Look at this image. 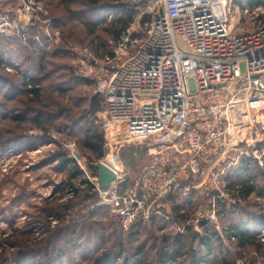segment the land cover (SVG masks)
I'll use <instances>...</instances> for the list:
<instances>
[{
    "label": "built area",
    "instance_id": "2783aa9c",
    "mask_svg": "<svg viewBox=\"0 0 264 264\" xmlns=\"http://www.w3.org/2000/svg\"><path fill=\"white\" fill-rule=\"evenodd\" d=\"M231 2L155 0L152 4L161 9L143 33L128 27L101 55L87 44L70 47L76 74L103 98V130L115 135L119 145L153 143L177 151L183 147L187 153L177 168L156 166L140 193L125 188V178L100 162L115 177L101 188L95 174L91 189L119 217L123 229L144 211L147 217L157 214L150 206L180 182L195 178L209 158L224 162L213 176V201L226 197L218 174L245 161L264 166L263 11L241 2L248 24L234 32ZM1 37L45 49L60 41L42 0H0ZM255 237L264 245V229ZM253 264H264V257Z\"/></svg>",
    "mask_w": 264,
    "mask_h": 264
},
{
    "label": "rangeland",
    "instance_id": "374dc122",
    "mask_svg": "<svg viewBox=\"0 0 264 264\" xmlns=\"http://www.w3.org/2000/svg\"><path fill=\"white\" fill-rule=\"evenodd\" d=\"M44 1L48 4L49 16L59 33L60 41L56 46L40 50L43 51L42 58L34 54V57L28 58L24 65L27 67L31 65L32 70L34 65L43 64L45 73L49 76L45 80V86L49 90H55L56 85L52 84L53 82L57 83L60 81L59 78L64 79L65 84L62 86L67 88L61 96L62 104L65 105V109H71L72 112L64 110L62 113L48 115L51 121L47 120L46 125L51 128L49 131L51 142L44 137H42L45 139L43 143L34 140L33 142H37L35 149L27 147L23 139L9 148L0 146V242L4 246V249H0V264H95V260H100L103 254L119 252L120 246L122 251L119 257L114 255L115 257L111 258L113 264H134L132 255L136 247L140 245L144 246L143 254L147 264H192L187 254L189 250L184 256L167 261L160 260L157 251L164 247L161 241L162 235L171 237L180 233L182 235L187 228L190 229L189 233L199 235L202 234L203 227H206L208 231H215L219 240L211 244L206 261H212L213 264L239 261L253 264L254 258L264 257L263 244L260 247L249 245L239 248L234 239H230L226 234L227 227L237 221L247 222L249 229H252L251 224L256 223L258 229L255 233L264 229L262 225L264 219L262 221L258 218L264 213V199L256 193L241 199L236 194L225 192L222 188L224 174H218L217 181L220 182V188L226 197L213 201L211 195L216 189L213 176L224 164V162H214V158L204 161L199 174L189 180V189L192 188L193 192L190 202L186 205L182 204L183 211L190 208L192 214L184 222L180 223L174 219L171 203L165 200L167 193L160 201L150 206L149 211L154 209L157 214L147 217V211L140 213L128 229L121 227L119 217L107 205L100 200H94L91 196L93 194L88 191V185H92V177L97 174L94 168L100 162L112 167L125 178V188L140 193V188L147 184L146 179L153 174L156 166L177 168L187 158V153L180 150L183 147H178L177 151L174 148H166L163 145L161 147L153 143L149 145L137 143L131 144L129 148H123L119 145L120 142L115 140V135L103 130V156L98 160L94 159L90 150L81 143L84 137L80 128L85 125L83 121L86 123L89 120H94L93 124L98 126L102 117V108L94 113V116L92 115L94 119H89L91 116L88 114L84 117L79 116V110L89 105L90 98L94 94L93 87L91 83H77L71 77L69 69L72 64L70 47L85 45L88 43V38L85 36L84 29L74 25V22L71 26L56 25L54 19L58 10L54 4L57 0ZM97 1L108 3L106 0ZM116 2L140 5L129 25L130 30L135 29L139 33L144 30L146 24L145 22L142 25L141 19L145 15L151 19L153 14L161 9L159 3L152 4L155 0H118ZM241 2L247 4L249 2V5L253 6L252 10L260 7L258 11H263L261 18H264V0H240V2L232 0L230 25L234 32L240 31L241 25L248 24L247 16L242 12ZM80 5H82L80 0H74L71 6L80 9ZM106 16L105 18L109 20ZM64 35H66L65 39ZM97 36L99 38H95V43H99L103 48L110 50L115 44V41L103 32L98 31ZM8 39L12 38H0L2 40L0 45L4 47L1 50V56L4 59L14 57V63L17 62L19 65V61L25 60L27 52L21 56L17 53L15 55V48L11 42L6 41ZM14 45L19 49L18 44ZM55 48L58 49L54 50ZM13 67L14 64L9 65L7 70L12 71ZM43 93L47 99L57 95L55 92L50 94V91H43ZM0 101H3V98H0ZM0 109L2 113L0 140L9 143L14 134V129L12 130L14 122L7 119L6 107L0 106ZM43 116L47 117V115ZM73 121H77L79 126L77 128L79 132L77 131L76 134L70 131ZM24 125L27 129L22 131L23 134L42 133L38 129L31 128L33 125L31 121H27ZM107 139L110 142L109 145ZM67 143H73V149L66 148ZM62 151H65L67 157L73 161L70 169L62 168L61 162L54 160L57 156L53 157V154L58 155ZM228 155L229 153L227 157ZM73 165L76 166L75 172ZM258 181L256 189H263L264 178ZM189 189L187 191L179 189L178 195L181 198H187ZM157 210L159 211L156 212ZM55 215H60L59 219ZM189 233L188 236H190ZM5 237L9 239L4 240ZM171 241L170 239L168 242V249L173 247ZM185 241L189 242L188 239ZM190 247L186 246L185 249L201 252L202 255L205 253L204 249V251L200 250L202 247L197 243V239ZM61 250L66 252L65 256L57 257L58 251Z\"/></svg>",
    "mask_w": 264,
    "mask_h": 264
},
{
    "label": "trees",
    "instance_id": "16d2710c",
    "mask_svg": "<svg viewBox=\"0 0 264 264\" xmlns=\"http://www.w3.org/2000/svg\"><path fill=\"white\" fill-rule=\"evenodd\" d=\"M43 1L44 0H42V2ZM80 1L82 2V5H80V9H76V7L73 8L71 6L72 3H74V0H57L54 4V7L56 6L58 10L54 19L55 24H60L61 26L66 24L71 26L73 25L72 22H74V25L82 27L84 29L85 36H87L86 38H88V43L85 44L89 45L94 51L97 52L98 55H101L104 52H108L109 49H106V47L103 48L97 42L95 43V38H99V36H97V32H103L110 39L116 41L121 35V33L129 27L134 15L136 14V10L140 7L139 4L130 5L124 2L118 3L116 2L118 0H106V2L108 3H105V1L103 3H99L97 0ZM43 4L47 9L49 8L46 1H44ZM109 13H115V15L111 19L107 20L105 16ZM148 20V15H145L143 19H141V24L143 25L145 22H148ZM143 31L144 30H141L140 34L143 33ZM63 37L65 39L66 35H64ZM6 41L11 42L14 46L15 55L18 54V56H21L25 52H27V54L26 58H24L25 60L21 58L23 61H19L20 64L18 65L17 62L14 63V57L4 59V57L1 56V50L4 47L0 45V98H3V101H0V106L7 108V119L14 122V125L12 126V130L14 129L13 138L9 143L0 140V146L1 148H9L11 146L16 145L17 143H19L18 141H21V139H23L22 141L26 142L27 147L35 149L37 142H33L34 140L39 142L42 141L41 143H43L47 138L49 139L48 141L51 140L49 135V131L51 130V128L46 125L47 120L51 121L50 118H48V115L62 113L64 110L70 113L72 112L71 109H65V105L62 104L63 101L61 96L67 87L62 86L63 84H65V80L59 78L60 81H58L57 83H52L56 85V91L49 90L47 86H45V80L49 76L48 73H45L46 70L44 65L36 64L33 66L32 70L30 69L32 68L31 65H28V67L27 65H24L28 58L34 57V54H37L38 56L40 55V57L42 58L41 53L43 51L41 52L40 50H46L45 48H41L40 46L35 43H32L31 41H29L30 43H21L14 39H8ZM15 43L18 44L19 49L18 47H15ZM57 49L58 48H55L54 50ZM9 51L12 52L11 49H9ZM12 64H14L12 71L7 70V67ZM69 69L71 77L77 83H91L89 80L78 76L72 64ZM43 91H50V94L55 92L57 93V95L51 96V99H47L43 96ZM101 102H103V98L98 94H93L90 98L88 107L79 110V116L84 117L88 114L89 116H91L89 119H94L93 114L96 113L99 109H103V104H101ZM1 114L2 113L0 109V115ZM30 114H32V116ZM43 115H47V117L45 118V116ZM27 121L32 122L33 125L31 128L36 130L38 129V131H42V133L38 135L34 134L35 136L30 134H23L22 131H25L27 129L24 125ZM93 122L94 120H89L86 123L83 121L85 125H82L80 130L84 138L81 143L84 145L85 148L90 150V152L94 156V159L98 160L103 156L104 140L103 129H101L102 121L99 122V127L93 124ZM80 123L81 122H79V124ZM71 126L72 129L70 131L72 132V134H76V132L78 131L77 128L79 127L78 122L73 121ZM42 137H44L45 139ZM130 145L131 144L124 145L123 148H129ZM54 156H57L56 158H54V160L61 162L62 168L70 169L71 163L73 161H71L67 157L65 151L60 152L58 155L53 154V157ZM73 167V170L75 172L76 166L73 165ZM96 167L94 168L95 171H97ZM263 178L264 168H259L253 161H250L249 163L245 161L242 165L232 170L229 169L226 171V173L222 176V179L224 180V185L222 188L225 192H229L231 194L233 193L234 195L236 194L241 199H245L254 193H256L260 198L264 199V188L258 190L255 187L259 183L258 180ZM188 184L189 180L182 181L179 187L173 189L171 188L166 194L165 200L171 203L172 214L174 215V219L180 223L189 219L192 214L190 208L183 211L184 205L182 204L184 203L186 205L190 202L191 193L193 192L192 188L189 189L187 198H181L180 195H178L179 189H183V187ZM91 188L92 187L88 185V191H90V193L94 195L91 196L94 197L95 201L99 200L97 193H95L94 191L92 192ZM213 193H215V191ZM55 216L59 219L60 215ZM258 218L260 220L264 219V213ZM247 225V222H234L229 225V227H227L226 234L229 235V238L234 237V241L236 242L239 248H244L249 245H256L260 247L262 243L259 242L258 239L255 237V231L256 229H258L256 228L258 227V225L256 223L251 224L252 229H249ZM262 225H264V223ZM202 229V234L199 235H197L198 233H189V228H187L186 232L182 235L181 233L173 235L172 237L170 235H162L161 241L164 243V247L158 249V258L162 261L175 260L174 258L184 256L185 253H187V250H189L187 254H189L192 264H213L212 261H206V259L208 258L207 256H209L210 254L208 250L212 246L211 244H215L214 242L217 243L219 241L217 233L211 230L208 231L206 227H203ZM188 233L190 234V236L187 235ZM8 239L9 237H5L4 240ZM170 239L172 240L171 245L173 247L168 249L167 247L169 246L168 242ZM185 239H188L189 242L187 243ZM196 239L197 243H199V245L202 247L200 250H205V253H203V255L201 252L198 253L197 251H191L187 248L185 249L186 246L191 248L190 246ZM0 249H4V246H2L1 242ZM121 251L122 247L120 246L119 252H117L116 254H114L113 251L105 253L103 254L100 260H95V264H113L111 258L115 257L114 255H116V257H119ZM65 253L66 252H64V250H61L58 251L56 256L64 257ZM143 253V245L136 247L135 253L133 252L132 255V262L134 264H147V259ZM50 261L52 262L53 260Z\"/></svg>",
    "mask_w": 264,
    "mask_h": 264
},
{
    "label": "water",
    "instance_id": "95a60500",
    "mask_svg": "<svg viewBox=\"0 0 264 264\" xmlns=\"http://www.w3.org/2000/svg\"><path fill=\"white\" fill-rule=\"evenodd\" d=\"M117 138H121V134H117ZM77 156H79L77 154ZM97 182L99 183V186L106 187L109 182L115 177L114 172L105 164L99 163L97 164Z\"/></svg>",
    "mask_w": 264,
    "mask_h": 264
},
{
    "label": "crops",
    "instance_id": "0c3cea01",
    "mask_svg": "<svg viewBox=\"0 0 264 264\" xmlns=\"http://www.w3.org/2000/svg\"><path fill=\"white\" fill-rule=\"evenodd\" d=\"M178 149V148H177Z\"/></svg>",
    "mask_w": 264,
    "mask_h": 264
}]
</instances>
